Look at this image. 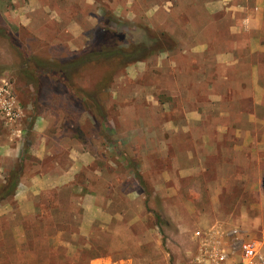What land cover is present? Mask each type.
<instances>
[{
	"label": "rangeland",
	"instance_id": "obj_1",
	"mask_svg": "<svg viewBox=\"0 0 264 264\" xmlns=\"http://www.w3.org/2000/svg\"><path fill=\"white\" fill-rule=\"evenodd\" d=\"M211 2L0 0V264H192L216 225L264 264V160L190 89Z\"/></svg>",
	"mask_w": 264,
	"mask_h": 264
},
{
	"label": "crops",
	"instance_id": "obj_2",
	"mask_svg": "<svg viewBox=\"0 0 264 264\" xmlns=\"http://www.w3.org/2000/svg\"><path fill=\"white\" fill-rule=\"evenodd\" d=\"M205 10L191 50L199 69L189 73L190 89L216 105L217 133L231 132L234 151L264 160V0H214ZM37 175L33 186L49 179Z\"/></svg>",
	"mask_w": 264,
	"mask_h": 264
},
{
	"label": "built area",
	"instance_id": "obj_3",
	"mask_svg": "<svg viewBox=\"0 0 264 264\" xmlns=\"http://www.w3.org/2000/svg\"><path fill=\"white\" fill-rule=\"evenodd\" d=\"M2 109L9 121H15L16 112L10 92L1 89ZM200 239L198 256L192 264H255L259 260L258 251L246 233L239 228L226 229L216 225L209 231H198Z\"/></svg>",
	"mask_w": 264,
	"mask_h": 264
},
{
	"label": "trees",
	"instance_id": "obj_4",
	"mask_svg": "<svg viewBox=\"0 0 264 264\" xmlns=\"http://www.w3.org/2000/svg\"><path fill=\"white\" fill-rule=\"evenodd\" d=\"M19 179L20 176H17L14 178V180L11 179V181H9V185L7 186L8 189H6L7 193L10 194L13 192H16L18 185H19Z\"/></svg>",
	"mask_w": 264,
	"mask_h": 264
}]
</instances>
